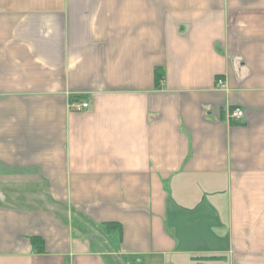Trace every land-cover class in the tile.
I'll return each instance as SVG.
<instances>
[{"label": "crops", "instance_id": "obj_1", "mask_svg": "<svg viewBox=\"0 0 264 264\" xmlns=\"http://www.w3.org/2000/svg\"><path fill=\"white\" fill-rule=\"evenodd\" d=\"M0 264H264V0H0Z\"/></svg>", "mask_w": 264, "mask_h": 264}, {"label": "built area", "instance_id": "obj_2", "mask_svg": "<svg viewBox=\"0 0 264 264\" xmlns=\"http://www.w3.org/2000/svg\"><path fill=\"white\" fill-rule=\"evenodd\" d=\"M218 89H226L225 82L223 79H219L217 82ZM89 107L88 103H81L74 106L75 110L82 111ZM244 116V111L241 108H236L232 111V117L235 119H240Z\"/></svg>", "mask_w": 264, "mask_h": 264}, {"label": "trees", "instance_id": "obj_3", "mask_svg": "<svg viewBox=\"0 0 264 264\" xmlns=\"http://www.w3.org/2000/svg\"><path fill=\"white\" fill-rule=\"evenodd\" d=\"M155 75H156V85L159 87L161 85V82L163 80V76H164V69L162 68H156L155 70ZM117 226L119 229L121 228V225L118 223H107L108 228L111 226ZM111 229V228H110ZM118 229V230H119Z\"/></svg>", "mask_w": 264, "mask_h": 264}]
</instances>
